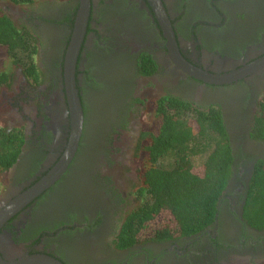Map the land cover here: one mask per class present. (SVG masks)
Returning a JSON list of instances; mask_svg holds the SVG:
<instances>
[{"label": "flooded vegetation", "instance_id": "af4514ba", "mask_svg": "<svg viewBox=\"0 0 264 264\" xmlns=\"http://www.w3.org/2000/svg\"><path fill=\"white\" fill-rule=\"evenodd\" d=\"M158 1L179 54L218 78L208 81L179 65L149 0H90L76 67L85 116L81 141L59 178L27 204L19 198L60 164L69 144L65 60L81 0L0 7L36 37L38 74L37 80L25 74L10 56L12 70L0 72L7 77L0 79V131L22 132L15 162L0 171V215L19 207L2 220L3 259L47 254L64 264H264V238L258 237L264 230L243 217L254 165L264 158V141L251 136L264 101V0ZM146 58L151 74L141 71ZM166 96L201 111L219 108L238 163L211 228L119 249L117 238L134 207L118 190L129 184L117 155L133 160L141 128L134 130L138 120L129 123V115L145 107L153 112V100ZM247 235L253 245L246 244Z\"/></svg>", "mask_w": 264, "mask_h": 264}, {"label": "trees", "instance_id": "16d2710c", "mask_svg": "<svg viewBox=\"0 0 264 264\" xmlns=\"http://www.w3.org/2000/svg\"><path fill=\"white\" fill-rule=\"evenodd\" d=\"M9 1L26 4L33 0ZM36 44V37L19 29L0 8V46L15 65L19 63L25 74L37 80ZM143 66L140 62L143 74L153 73L150 58ZM3 78L6 74L0 75ZM151 107L154 119L140 128L132 160L139 179L135 190L139 204L121 227L119 249L190 238L211 228L238 163L219 108L193 109L173 96L153 100ZM251 136L264 141V101ZM21 145V131H0V171L15 162ZM199 155L205 158L195 164L194 156ZM164 160L170 164L162 165ZM243 217L251 228L264 230V158L254 165Z\"/></svg>", "mask_w": 264, "mask_h": 264}, {"label": "water", "instance_id": "95a60500", "mask_svg": "<svg viewBox=\"0 0 264 264\" xmlns=\"http://www.w3.org/2000/svg\"><path fill=\"white\" fill-rule=\"evenodd\" d=\"M154 9L157 12V16L160 20L161 26L165 30V34L170 39L175 51H173L174 57L177 58L179 65L191 75H195L200 78H204L208 81H214L218 77L203 73L199 69L189 64L178 52L176 47V41L174 33L172 31L171 23L165 14V9L158 0H149ZM90 12V0H81L80 9L76 16L75 27L73 30L72 38L67 50L65 60V82H66V94L70 115V138L65 155L60 164L49 172L39 183H37L30 191L26 192L20 200L22 204H27L34 199L38 194L44 191L47 187L54 183L56 179L63 173L68 164L73 160L77 153L83 128H84V110L82 99L76 83V67L78 61V55L82 46V42L86 33L87 22ZM176 47V48H175ZM19 207L10 206L6 208L0 215V227L2 223L13 215ZM3 220V222H2ZM0 264H64L59 259L47 254H33L25 255L18 260L11 259L5 260L0 255Z\"/></svg>", "mask_w": 264, "mask_h": 264}, {"label": "rangeland", "instance_id": "374dc122", "mask_svg": "<svg viewBox=\"0 0 264 264\" xmlns=\"http://www.w3.org/2000/svg\"><path fill=\"white\" fill-rule=\"evenodd\" d=\"M0 7L3 9H7V11L9 10L11 11L12 9H14L13 11H15L18 9V7L15 6V4H13L11 1H8V0H0ZM12 68H13V65L11 64V59L9 57V54L6 48L0 47V72L6 71L9 69L12 70ZM153 119H154V113L151 112L146 107L138 111L131 112L129 115V123H131V121L138 120L136 127H134V130H136V128L142 127L145 124L146 125L151 124ZM118 149L120 148L118 147L117 149L114 150L115 153L119 152ZM107 151L109 153L107 154L108 157H112V154H113L112 151L110 149H108ZM123 154L124 152H121L117 155V157H119V174L120 176L123 175V177L126 179L125 182L128 181L129 185L124 188L123 186H121L119 187L118 190H119V193H120V196L123 202H125V204L128 203L129 205L135 208L139 204V201L137 199V195L135 194V191L131 189L134 185H136L135 187L137 188L138 182H139L138 175L135 169L136 165L132 162L131 159H128V157L124 156ZM204 158H205V155L194 156L195 164H201ZM161 164L162 165L164 164L167 166L170 164V161L164 160L161 162ZM129 174H131V177ZM129 187H131V189ZM261 236L264 238V235H258V237H261ZM252 237H253L252 235H249V236L247 235L246 244L251 243V245H253L252 244L253 239H251ZM255 240L260 241L259 238H255Z\"/></svg>", "mask_w": 264, "mask_h": 264}]
</instances>
